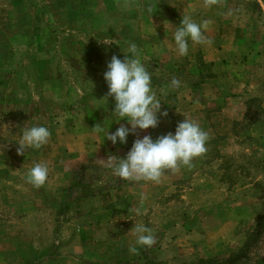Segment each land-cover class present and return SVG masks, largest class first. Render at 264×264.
I'll return each mask as SVG.
<instances>
[{
	"label": "rangeland",
	"instance_id": "obj_1",
	"mask_svg": "<svg viewBox=\"0 0 264 264\" xmlns=\"http://www.w3.org/2000/svg\"><path fill=\"white\" fill-rule=\"evenodd\" d=\"M199 1L208 12L214 3L229 7L231 23L243 12L236 23L248 27L246 59L258 66L254 89L247 93L241 77L221 71L228 77L216 87L226 92L224 98L207 93L203 118L197 111L187 118L208 134L206 152L192 161L195 170L161 180L156 189L131 190L122 204L106 206L104 188L122 179L109 165L85 157L75 159L65 178L58 177L67 158H55L54 140L69 126L84 135L100 107H115L103 74L113 55L122 60V51L127 53L128 44L121 46L123 14L141 17L132 26L136 39L145 42L138 48L146 50L141 59L152 78L159 80L161 69L174 65L186 70L174 77L192 84L193 69L208 76L212 65L183 61L165 36L152 34L148 9L163 14L165 0H0V257L10 256L4 252L10 245L22 264H202L227 260L254 234L264 218V0H188V5L199 9ZM230 77L236 89H229ZM184 96L174 101L177 107L193 110ZM34 125L48 127L49 142L19 155L21 132ZM36 163L49 168L39 188L25 179ZM138 210L142 214L130 217ZM134 224L150 228L155 245H137ZM256 243L250 260L264 254V232Z\"/></svg>",
	"mask_w": 264,
	"mask_h": 264
},
{
	"label": "crops",
	"instance_id": "obj_2",
	"mask_svg": "<svg viewBox=\"0 0 264 264\" xmlns=\"http://www.w3.org/2000/svg\"><path fill=\"white\" fill-rule=\"evenodd\" d=\"M181 2V4L175 5V7L174 4L172 5L173 0H165L164 3L166 7L171 10L165 8L163 9V14L157 13V11H151V14L147 16V21L149 22L150 30L152 31L153 35L162 34L166 37L167 43L171 44L172 46H175L173 41V34L176 30L175 27H178L180 25L183 15L191 17V19L196 23L206 22V24H204L203 33L207 39L212 41V43L207 45H199L192 44L191 42H189V52L191 54L195 52L196 54L194 56H189L191 59L187 56H184L182 57V60H188L197 63H205L209 64V66L212 65L211 74H209L208 76H205V74L201 76L200 71L198 69H193L195 73L193 74V76H195L196 80L193 81L192 84H189L188 81H185V84H181L179 88L174 89L170 86V82L165 81H167L170 77L172 78L176 76L177 74H179L178 77H182L184 73H186V70H180L177 68V70H174V65H168L171 68H169L167 71H165V69H161L162 72H160V74L157 76L159 80L152 78V86L157 94V98L162 102L160 111H167L168 115L167 117H159L158 114L159 124L156 127V131L152 133V128L143 131L137 129L135 135H129L127 137L126 144H120L119 142H117L116 145H113L111 141L106 139L108 127L109 134H112L122 124L128 126L126 121H119L118 119L113 118L111 116L112 109L110 107H107L106 105L103 108L100 107L101 111H99V118H93V120L89 122L90 126L89 128H87L86 133L84 135L78 137L76 129H74L72 126H69L68 129H66L56 138V140H54V149L56 151H54L55 158L58 159V157L60 156L67 158L64 163H62V161L60 162L61 170L59 171L60 174L58 177H62L63 179L70 171H72V169H74L75 159L77 161V159L85 157L87 159V162L89 161V163L94 162L95 164L107 167V165H109L107 163L109 155L123 158L126 153L130 150L135 139L143 138V136L145 135H150L153 140H155L157 137L165 135L169 132L174 133L177 124L191 115H197L196 117L202 119L203 114L201 115L200 111L207 110V102L204 100V96H206L207 93H210L213 94V96L215 95L217 97L216 99H223L224 97L222 98V96L226 93L221 89H217L216 87V84L217 82H219V79H221V77L223 81L226 80V77H228V74L223 75L221 74V71H225V73H233V77H241V79L245 82L244 86L243 84L240 85V88L242 89L243 87H245V91L247 93H251L250 91L252 90L250 89H254L252 88V85L255 82L254 72L256 71L258 66L255 65L253 62H249L248 59H246V57H248V53L245 52L244 47L248 46V41L245 38L248 27H245L240 23H236V19L242 18L243 12H237L234 15L235 20L233 21L235 22L231 23L229 21V16L227 15L230 8L227 6L220 7L219 5H216V3H214L211 4L212 7H209L211 11L209 10L210 12H208L206 10L205 4L203 5L201 1H199V9L193 8V10L191 9L192 7L188 5V0H181ZM139 18L141 17L123 14V17L121 19L122 47H124V45L122 44L129 43H135L137 47H140V45L145 44L144 41L136 39V36L134 35L135 26H132V23ZM124 19L127 20V24H123V21H125ZM244 28L246 29L242 30ZM130 35L131 37L125 38ZM123 38H125V40H123ZM154 45H156V43ZM144 52H146V50L140 51V58L141 55L144 54ZM123 59L124 57L122 58V60ZM100 60L101 59L93 58L94 63H99ZM152 62H155L156 66L159 64L161 65V63H159L161 62L160 60L159 62L158 60H153ZM246 72L248 73V75L246 74ZM187 79L188 76H186V80ZM233 81L234 79L230 77L229 86L231 88L229 89L237 87L232 84ZM237 83L238 82H236V85ZM248 85L249 88H247ZM235 89L233 91H236ZM230 93L232 94L233 92H229L228 95ZM182 94H185L183 98H185V101L187 102V96L191 98L192 105H189L188 108L193 110H188L187 108L182 106L177 107V104L174 101L178 100L179 95ZM235 94L237 95V93ZM170 100L173 103H171ZM179 109L183 110L184 114L182 112H179ZM194 111H197L196 115ZM185 115H187V117H185ZM98 125L101 127L104 126V132H99L95 129V127ZM253 126L254 124L251 126V128ZM248 132H252V130H249ZM248 132V137H251L252 134H249ZM79 138L82 142V146L78 145ZM54 164H56V162H54ZM191 170L193 172L195 169H193L192 166L189 167L183 165H180L175 171L165 170L164 174L160 178V181L162 180L163 182H170L173 176L182 175L183 173H185V175H188L191 173ZM54 171H57V169ZM160 181L157 183L144 180H115V182H117L115 185L110 186L107 189L104 188L105 192L108 191V193L104 194V197H106V200H108V203L105 205L108 206L114 202H121L122 204L123 202H125V199L129 196L131 190H133L134 192L138 191L140 194L143 191V186L144 189H156L157 186H160L162 184V182ZM118 192H121V196H119L116 200L115 197ZM153 208L154 205L153 207H151L150 210H147L145 213H149L151 210H154ZM161 210L165 211V208L161 207ZM156 212L157 211H154L153 213ZM135 215L138 214L134 211V213L131 214L130 217L136 218ZM117 221L121 222V219L116 220V222ZM4 252H7V254L10 256H8V258L7 256L0 257V264L23 263L21 262V259L18 260L14 256V247H10V245H8L5 248Z\"/></svg>",
	"mask_w": 264,
	"mask_h": 264
},
{
	"label": "clouds",
	"instance_id": "obj_3",
	"mask_svg": "<svg viewBox=\"0 0 264 264\" xmlns=\"http://www.w3.org/2000/svg\"><path fill=\"white\" fill-rule=\"evenodd\" d=\"M151 13V8L148 9ZM204 23H196L189 16L182 17L180 25L175 27L173 41L179 56L184 57L189 52V42L207 45L212 41L203 33ZM105 45L110 42L103 41ZM121 60L113 55L106 63L103 74L108 93L112 97L115 107L111 116L119 121L124 120L128 126L121 125L112 134L109 127L106 139L113 145L127 143L129 135H135L137 129L143 131L155 129L159 124V117H167V111L161 112V101L152 86V73L140 58V50L135 43H129L127 53ZM172 88H179L181 81L173 77L170 82ZM99 132H104V126H96ZM51 132L44 125H34L23 128L17 146V153L24 155L28 149L38 150L45 146L50 139ZM208 134L201 126L185 118L179 122L174 133L169 132L157 137L150 135L135 139L130 150L121 158L109 155L107 163L113 174L122 180H144L159 182L165 170L175 171L180 165L191 166L192 161L206 152ZM49 174V168L44 163H36L27 175L26 182L33 187H42ZM137 214L142 213L137 211ZM135 243L139 246L151 248L156 240L151 229L143 224H134ZM134 252L135 248L130 249Z\"/></svg>",
	"mask_w": 264,
	"mask_h": 264
},
{
	"label": "trees",
	"instance_id": "obj_4",
	"mask_svg": "<svg viewBox=\"0 0 264 264\" xmlns=\"http://www.w3.org/2000/svg\"><path fill=\"white\" fill-rule=\"evenodd\" d=\"M262 232H264V218L260 217L257 227L254 230V234L247 239V242L240 251L231 255L225 261L209 260L202 264H264V254L258 255L257 253H254L255 258L252 260L249 259L251 252L256 250L255 248L258 245L256 241Z\"/></svg>",
	"mask_w": 264,
	"mask_h": 264
}]
</instances>
